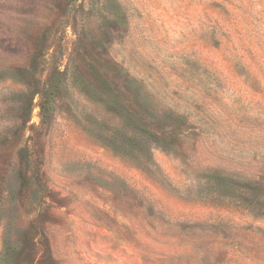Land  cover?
Segmentation results:
<instances>
[{"label": "rangeland", "instance_id": "obj_1", "mask_svg": "<svg viewBox=\"0 0 264 264\" xmlns=\"http://www.w3.org/2000/svg\"><path fill=\"white\" fill-rule=\"evenodd\" d=\"M0 264H264V0H0Z\"/></svg>", "mask_w": 264, "mask_h": 264}]
</instances>
